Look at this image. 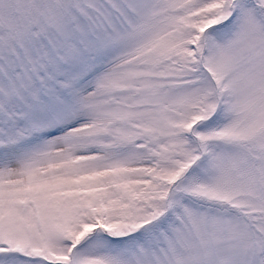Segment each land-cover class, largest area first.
Wrapping results in <instances>:
<instances>
[{"label":"snow or ice","instance_id":"snow-or-ice-1","mask_svg":"<svg viewBox=\"0 0 264 264\" xmlns=\"http://www.w3.org/2000/svg\"><path fill=\"white\" fill-rule=\"evenodd\" d=\"M0 264H264V0H0Z\"/></svg>","mask_w":264,"mask_h":264}]
</instances>
